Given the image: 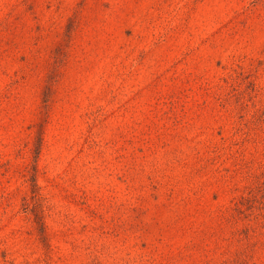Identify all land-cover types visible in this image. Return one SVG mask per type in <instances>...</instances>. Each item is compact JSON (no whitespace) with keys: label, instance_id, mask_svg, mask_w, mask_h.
Wrapping results in <instances>:
<instances>
[{"label":"rangeland","instance_id":"obj_1","mask_svg":"<svg viewBox=\"0 0 264 264\" xmlns=\"http://www.w3.org/2000/svg\"><path fill=\"white\" fill-rule=\"evenodd\" d=\"M0 264H264V0H0Z\"/></svg>","mask_w":264,"mask_h":264}]
</instances>
